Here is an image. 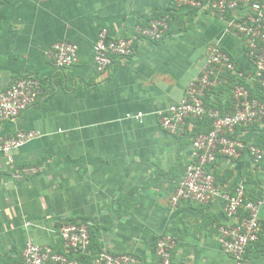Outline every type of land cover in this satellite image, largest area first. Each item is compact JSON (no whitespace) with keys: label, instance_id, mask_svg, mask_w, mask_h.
Here are the masks:
<instances>
[{"label":"crops","instance_id":"1","mask_svg":"<svg viewBox=\"0 0 264 264\" xmlns=\"http://www.w3.org/2000/svg\"><path fill=\"white\" fill-rule=\"evenodd\" d=\"M170 7L171 0H0V92L23 76L41 82L16 122L0 121V137L40 133L14 151L12 163L0 153V264L19 261L29 238L61 251V226L78 221L90 223L95 253H133L141 264H158L156 241L171 234L175 264H235L218 241V228L229 223L221 201L171 205L196 128L188 122L184 136L170 135L159 114L185 97L214 43L252 72L243 42L225 36V23L209 13L179 9L162 42H137L132 57L102 74L94 67L100 30L126 38ZM62 41L76 45L79 63L60 71L45 53ZM229 88L210 92L206 103L227 111ZM238 137L264 144V128L240 129ZM22 167L39 171L17 180ZM209 169L229 192L243 188L248 199H264V162L244 154ZM260 225L245 264H264V206Z\"/></svg>","mask_w":264,"mask_h":264},{"label":"built area","instance_id":"2","mask_svg":"<svg viewBox=\"0 0 264 264\" xmlns=\"http://www.w3.org/2000/svg\"><path fill=\"white\" fill-rule=\"evenodd\" d=\"M174 9L209 13L223 21L224 35L243 42L252 67L250 73L240 71L220 43L212 44L199 76L188 86L185 97L159 114L161 127L179 137L186 134L188 122H194V128L197 121L208 119L211 122L210 131L193 135L192 160L171 198V205L176 207L183 202L208 205L221 201L229 221L218 228L221 249L235 264H245L247 251L259 241L264 199H248L243 188L229 192L217 183L209 168L221 157L236 161L244 154L255 164L264 162V148L238 137L240 129L264 128V0H171L170 9L151 19L148 25H138L129 37L112 38L107 29L100 30L93 45L94 67L102 74L116 61L132 57L137 42H162L170 30L169 11ZM45 54L60 71L79 63L77 47L68 41L52 44ZM223 87H230L231 106L227 111L206 103L210 92ZM40 92L41 82L37 78L23 76L16 79L8 89L0 92V121L16 122L36 102ZM143 116V113H137L135 118L141 121ZM39 137L40 133L36 131H18L0 137V153L10 164L14 151ZM38 171L37 167H22L15 178L21 180ZM58 234L62 241L61 251L29 238L15 264H141L133 253L107 250L92 253L90 223L86 221L65 222ZM176 245V238L171 234L157 239L158 264H175L173 251Z\"/></svg>","mask_w":264,"mask_h":264},{"label":"trees","instance_id":"3","mask_svg":"<svg viewBox=\"0 0 264 264\" xmlns=\"http://www.w3.org/2000/svg\"><path fill=\"white\" fill-rule=\"evenodd\" d=\"M176 10L174 9V10H170L169 11V14H170V16H172V14L175 12ZM171 33V24H170V30H169V32H168V34H170ZM167 34V35H168ZM214 107H217V106H214ZM195 132L193 133V135L195 134V135H197V134H199V133H206V132H208V131H210V129H211V122L208 120V119H206V120H201V121H197V122H195ZM256 129H259L258 127H255V130ZM257 146H259V147H261V148H264V144H256ZM91 251L93 252V253H95V250H94V248L92 247V245H91Z\"/></svg>","mask_w":264,"mask_h":264}]
</instances>
